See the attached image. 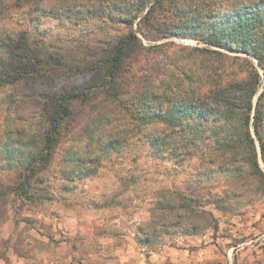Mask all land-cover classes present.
Listing matches in <instances>:
<instances>
[{"label": "rangeland", "instance_id": "374dc122", "mask_svg": "<svg viewBox=\"0 0 264 264\" xmlns=\"http://www.w3.org/2000/svg\"><path fill=\"white\" fill-rule=\"evenodd\" d=\"M130 1L3 0L1 23L28 30L30 46L50 64L47 79L0 89V142L5 130L18 128L38 138L53 113L50 97L96 80L90 71L104 65L117 40L130 32L104 18L105 12ZM153 4L154 25L166 27L175 22L174 5L188 2ZM144 26V49L130 48L118 75L122 103L132 102L148 79L147 88L160 92L162 80L173 81L182 84L176 87L181 92L189 85L185 65L200 55L195 48L206 47ZM191 69L199 72L194 64ZM112 100L99 92L88 103H73L74 119L49 164L39 166L27 184L22 167L0 156V264H177L170 255L163 258L169 249L184 254L183 264H264V193L258 183L246 175L211 173L200 150L173 158L169 145L151 148L137 138L106 155L99 140L109 133L108 119L115 125L126 114Z\"/></svg>", "mask_w": 264, "mask_h": 264}, {"label": "trees", "instance_id": "16d2710c", "mask_svg": "<svg viewBox=\"0 0 264 264\" xmlns=\"http://www.w3.org/2000/svg\"><path fill=\"white\" fill-rule=\"evenodd\" d=\"M150 1L132 0L120 9L114 3L113 8L107 9L104 18L124 24L130 32L117 40L104 65L90 71L89 77L96 76V80L78 91L59 92L50 97L53 113L39 129L36 135L39 139H32L24 129L5 130L0 156L9 166L15 162L22 167L27 184L39 166L49 164L60 135L74 119L72 104L88 103L92 94L100 92L113 98L126 113H122L123 121L118 124L108 119L109 133L99 140L101 152L109 155L110 149L130 144V138L148 143L151 148L169 145L173 158L178 154L190 156L200 150L198 153L201 158L205 157L211 173L246 175L264 193L261 167V161L264 163V0H187L188 5L184 7L174 5L170 14L175 22L166 27L154 25L152 16L156 5L149 7ZM2 20L0 89L47 79L45 73L50 63L30 46L28 30L10 29ZM136 21L137 29H134ZM144 24L166 30L168 36L193 38L206 47L195 48L200 55L194 56L189 66L185 65L187 70L183 75L189 85L181 92L176 87L182 84L173 81L162 80L160 92L152 89V85L147 88L152 83L148 79L137 88L140 92L132 102L122 103L118 75L125 66L127 51L143 48L139 34H144ZM159 46L162 45L155 47ZM210 48L237 55H224ZM193 64L199 72L192 71ZM99 71V75H92ZM15 136L19 138L13 139ZM27 136L31 138L23 139ZM178 148L182 149L181 153Z\"/></svg>", "mask_w": 264, "mask_h": 264}, {"label": "crops", "instance_id": "0c3cea01", "mask_svg": "<svg viewBox=\"0 0 264 264\" xmlns=\"http://www.w3.org/2000/svg\"><path fill=\"white\" fill-rule=\"evenodd\" d=\"M179 252L178 251L176 252L175 249H169V251L164 250L163 254L165 255V257H163V258H166V255H170V256H172V260L174 262H176L177 264H183L182 260L185 258V256H184V254L181 255ZM154 256H156V255H154ZM152 260H155V259H152ZM162 261H163V259L161 261H159V263L162 262ZM187 262H191V259H189ZM146 264H150V263H146ZM208 264H214V263L212 262V263H208ZM217 264H220V263H217Z\"/></svg>", "mask_w": 264, "mask_h": 264}]
</instances>
